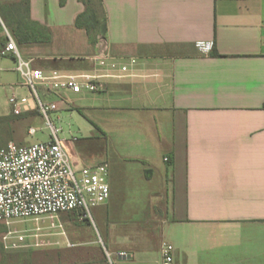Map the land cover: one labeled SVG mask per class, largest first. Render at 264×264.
<instances>
[{"label": "crops", "instance_id": "crops-1", "mask_svg": "<svg viewBox=\"0 0 264 264\" xmlns=\"http://www.w3.org/2000/svg\"><path fill=\"white\" fill-rule=\"evenodd\" d=\"M22 1L48 41L20 43L4 23ZM102 4L107 35L92 42L76 26L79 0H0L1 57L6 28L45 74L92 72L102 49L137 59L134 77L106 80L101 93L45 96L57 113L76 111L84 140L101 145L84 155L74 134L61 137L75 166H108L110 198L103 217L95 212L103 249L81 260L78 238L66 264H159L163 242L172 264H264V0Z\"/></svg>", "mask_w": 264, "mask_h": 264}, {"label": "built area", "instance_id": "built-area-1", "mask_svg": "<svg viewBox=\"0 0 264 264\" xmlns=\"http://www.w3.org/2000/svg\"><path fill=\"white\" fill-rule=\"evenodd\" d=\"M3 30L5 44L1 55L14 62V72L18 75L17 83L9 87L10 113L14 117L40 115L45 121L48 139L30 145L9 142L0 148V224L4 227L0 243L6 252L38 251L60 245L73 248L76 245L69 241L60 215L89 221L92 210L107 203L110 198L108 166L99 163L77 167L72 163L60 137L63 128L57 127L50 118L59 107L45 96L59 92L101 93L106 89V80L134 77L137 59H117L102 49L92 58L95 63L92 72L45 74L33 68L31 60L22 58L14 35L6 28ZM198 46L205 52L212 49L208 43ZM19 90L26 91L27 95L18 94ZM27 133L34 136L36 130L30 127ZM164 161L169 162L167 158ZM48 220L55 223L44 225ZM26 222H33L35 226L13 228ZM58 237L63 242L55 239ZM172 252L173 246L163 242L159 264H172Z\"/></svg>", "mask_w": 264, "mask_h": 264}, {"label": "rangeland", "instance_id": "rangeland-1", "mask_svg": "<svg viewBox=\"0 0 264 264\" xmlns=\"http://www.w3.org/2000/svg\"><path fill=\"white\" fill-rule=\"evenodd\" d=\"M14 67L15 64L11 59L0 56V118L6 117L3 115V112L9 110L7 105V99L10 95L9 87L18 81V75L12 71ZM59 116L61 117L60 121L57 120ZM50 118L57 127L63 128L60 137L75 135L79 140L76 142L77 149L84 155H88V150L100 149V144H96L95 146L93 143L84 140L85 131L89 128V124L76 111L72 116L69 114L52 113L50 114ZM30 127L36 130L34 136H29L27 133ZM47 135L48 131L45 121L38 114L34 113L21 118H13L9 122H2L0 124V148L9 142H14L18 145H30L39 141H46L48 139ZM95 212L99 217L105 215L104 208L93 209L92 218L89 221H80L76 216L60 215V220L69 233V239L72 238L70 234L71 236H75V239L70 240L71 243L76 245L75 247L65 248L64 245H60L59 248L38 251L6 252L0 243V264H66L77 260V252L81 248L78 247L80 240L87 243L85 248H87L88 252L81 256V260L99 258L100 250L101 248L103 249V236ZM54 223V220H48L44 225H52ZM24 225L34 227L35 223L26 222V224L15 225L13 228L20 229L25 227ZM3 231L4 227L0 224V236ZM55 239L63 242L60 237Z\"/></svg>", "mask_w": 264, "mask_h": 264}, {"label": "trees", "instance_id": "trees-1", "mask_svg": "<svg viewBox=\"0 0 264 264\" xmlns=\"http://www.w3.org/2000/svg\"><path fill=\"white\" fill-rule=\"evenodd\" d=\"M85 7L76 19V26L83 29L88 38L92 42H97L98 38H105L107 35V20L104 12L102 0H79ZM66 0H59V4L63 6ZM11 15V20H6L4 23L11 27L15 36L20 43H30L39 41H48L49 33L45 27L31 22L29 20V3L22 1L21 3L8 7ZM0 14L1 11H0ZM24 116V115H23ZM8 116L0 118L2 122H9L13 118H21Z\"/></svg>", "mask_w": 264, "mask_h": 264}]
</instances>
